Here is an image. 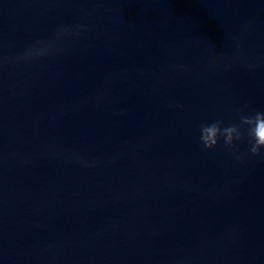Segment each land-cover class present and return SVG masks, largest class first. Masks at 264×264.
Here are the masks:
<instances>
[{
	"label": "water",
	"instance_id": "water-1",
	"mask_svg": "<svg viewBox=\"0 0 264 264\" xmlns=\"http://www.w3.org/2000/svg\"><path fill=\"white\" fill-rule=\"evenodd\" d=\"M245 105L264 0H0V264H264Z\"/></svg>",
	"mask_w": 264,
	"mask_h": 264
},
{
	"label": "clouds",
	"instance_id": "clouds-1",
	"mask_svg": "<svg viewBox=\"0 0 264 264\" xmlns=\"http://www.w3.org/2000/svg\"><path fill=\"white\" fill-rule=\"evenodd\" d=\"M63 31H67L64 29ZM43 44L44 42H40ZM42 48H33L27 50L21 57L24 60L32 59L36 55L43 54ZM183 68V65L178 66ZM183 107V105H177ZM239 112V123H232L227 126H222V120H215L211 123H202L200 125V142L205 150H214L221 140H223L224 147L228 149H236L237 142L242 141L245 136L248 139V149L246 153H242L240 157L250 153L254 157H259L264 160V111H256L254 114H244V108ZM246 126V127H245Z\"/></svg>",
	"mask_w": 264,
	"mask_h": 264
}]
</instances>
